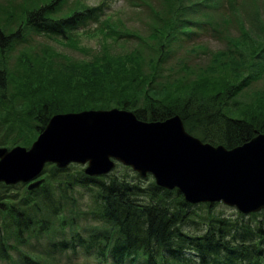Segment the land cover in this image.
<instances>
[{
    "label": "trees",
    "instance_id": "trees-1",
    "mask_svg": "<svg viewBox=\"0 0 264 264\" xmlns=\"http://www.w3.org/2000/svg\"><path fill=\"white\" fill-rule=\"evenodd\" d=\"M175 1L156 23L154 43L128 35L144 50L101 52L72 72L48 56L34 59L30 48L17 68L8 69L7 58L29 32L73 42L77 27L97 20L103 4L67 11V0L22 3L15 29L11 20L0 22V146H30L57 113L111 107L146 121L178 114L191 134L228 148L264 133V87L252 89L264 76V21L256 16L251 27L241 26L229 48L213 52L205 66L174 70L167 66L193 28L223 35L220 21L214 23L221 0ZM109 24L111 38L119 40ZM19 68L25 74L16 75ZM43 171L45 181L33 189L0 182V264H264V209L227 213L221 202L193 204L178 188L122 164L100 176L77 163H50ZM81 188L90 199L86 211L71 212L56 226L54 218Z\"/></svg>",
    "mask_w": 264,
    "mask_h": 264
},
{
    "label": "water",
    "instance_id": "water-1",
    "mask_svg": "<svg viewBox=\"0 0 264 264\" xmlns=\"http://www.w3.org/2000/svg\"><path fill=\"white\" fill-rule=\"evenodd\" d=\"M72 162L86 164L91 176L120 162L178 188L193 204L223 202L244 214L264 209V133L228 148L191 134L178 114L146 121L118 107L57 113L30 147H0V182L33 189L45 181L47 163Z\"/></svg>",
    "mask_w": 264,
    "mask_h": 264
},
{
    "label": "rangeland",
    "instance_id": "rangeland-1",
    "mask_svg": "<svg viewBox=\"0 0 264 264\" xmlns=\"http://www.w3.org/2000/svg\"><path fill=\"white\" fill-rule=\"evenodd\" d=\"M25 1L0 0V22H4L5 25L7 21L11 20L10 26L15 29L17 27L16 21L20 14V6ZM173 1L176 6L175 0H67L64 9L67 11L72 8L94 7L100 4H103V6L101 5L102 9L99 12L100 14L98 13L97 20L90 19L86 26L77 27L79 31L78 36H76L77 39L75 37L73 42L63 44L47 36L29 32L25 41L19 42L20 44L18 43L14 47L15 50L13 49L7 58L8 69L18 67L20 53L25 48H30L28 51H31L34 59L39 60L42 57L48 56L54 61L55 67H62L63 70L69 72H72L76 67L83 65L85 62L94 60L97 56L99 57L101 55L99 53L101 52H106L110 57L111 55H119L123 52L128 54L130 52H141L145 47L141 48L138 40L129 38L128 35L136 36L135 34H137L141 36L145 40L144 44L147 42L154 43L156 39L152 35L154 27L159 22L160 16L164 17V13L169 10V4ZM12 10H16L17 15L9 17L10 15L8 16V14ZM214 16L216 17L215 24L220 21V29H222L223 35L218 37L211 30L198 31L196 28H193L191 40H187V42H184L183 47L179 48L177 55L170 60L168 68L172 67L174 69L175 67L176 70L185 71L183 68L185 65L189 68L205 66L212 58L213 52L227 49V43L230 38L238 37L241 33V26L251 27L252 18L256 16H259L264 21V0H221L220 7H216ZM197 17L204 19L202 16ZM109 23L120 33L119 40L115 41L111 38V25ZM108 24L110 27H107ZM253 26H256L255 22ZM105 28L109 35L106 34ZM225 38L229 39L225 40ZM160 39L166 42V38L160 37ZM64 42L67 41L64 40ZM175 43L177 44V42ZM169 44H171V41ZM195 48L197 50H194ZM44 49H48L45 51L48 52L45 53ZM255 68L257 71L260 70L258 65ZM14 73L16 75L25 74L20 68L16 72L14 71ZM252 85L253 91L263 88L264 76L262 79L255 80ZM79 191L80 193L74 195L76 200L68 202L67 206L69 207H67L66 211L54 218L56 226L59 225L63 217L70 215L71 212L84 213L86 211L90 199L85 196V189L81 188ZM71 206L73 209L70 208ZM218 208L225 210L227 213L236 211L234 207L224 203H221ZM87 221L84 216L80 218L82 224L87 223ZM80 231L83 233L82 229ZM45 238H50V236L48 235ZM79 259L81 262L85 260L83 257Z\"/></svg>",
    "mask_w": 264,
    "mask_h": 264
}]
</instances>
